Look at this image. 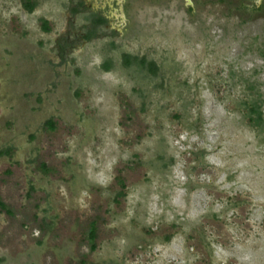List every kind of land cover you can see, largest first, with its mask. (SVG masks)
Masks as SVG:
<instances>
[{
  "label": "rangeland",
  "instance_id": "1",
  "mask_svg": "<svg viewBox=\"0 0 264 264\" xmlns=\"http://www.w3.org/2000/svg\"><path fill=\"white\" fill-rule=\"evenodd\" d=\"M24 2L0 0L1 264H264V22L214 0L85 42L69 0Z\"/></svg>",
  "mask_w": 264,
  "mask_h": 264
},
{
  "label": "flooded vegetation",
  "instance_id": "2",
  "mask_svg": "<svg viewBox=\"0 0 264 264\" xmlns=\"http://www.w3.org/2000/svg\"><path fill=\"white\" fill-rule=\"evenodd\" d=\"M214 0H69L71 11L83 13L88 20L86 32H93L104 27L112 33L121 34L130 28L131 15L146 9L169 11L190 18L195 17ZM227 8L220 9L223 25L242 27L250 21L264 22V0H230ZM220 5L224 0H217ZM225 10V11H224ZM83 38V37H82ZM91 40V39H90ZM85 37L83 41L88 42Z\"/></svg>",
  "mask_w": 264,
  "mask_h": 264
},
{
  "label": "trees",
  "instance_id": "3",
  "mask_svg": "<svg viewBox=\"0 0 264 264\" xmlns=\"http://www.w3.org/2000/svg\"><path fill=\"white\" fill-rule=\"evenodd\" d=\"M24 1H25L24 7L26 8V10L32 11V9L34 7V3H32L31 0H24ZM43 29L44 30L48 29L45 21L43 22ZM93 36H94L93 32H86L85 39L90 40ZM123 64L125 66L135 64L139 67V69H141V70L144 69L151 75H155L158 71V67L156 66V64L154 62H147L144 58L137 59V58H132L128 55H124ZM110 65H111L110 62H106L103 64V68L107 70V69H109ZM249 113H250L249 117H250L251 121H253L256 124H259L262 122V114L260 112L259 106L254 105L253 107H251L249 110ZM45 127L49 131L54 130V122L52 120L46 121ZM7 152H8L7 150H4L2 153L7 154ZM41 168H42V170H46V167L44 164H41ZM122 194L123 193H119L118 196H121ZM0 208L3 210H6L8 212V210L6 209V205L4 203H2L1 201H0ZM95 238H96V226H95V222H91L89 224L88 231H87V241H88L89 249L91 252L94 251L96 248V245L94 243ZM0 264H1V259H0Z\"/></svg>",
  "mask_w": 264,
  "mask_h": 264
}]
</instances>
